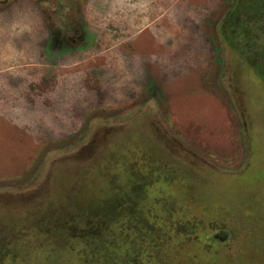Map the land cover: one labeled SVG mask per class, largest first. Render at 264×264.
Here are the masks:
<instances>
[{
	"label": "rangeland",
	"instance_id": "1",
	"mask_svg": "<svg viewBox=\"0 0 264 264\" xmlns=\"http://www.w3.org/2000/svg\"><path fill=\"white\" fill-rule=\"evenodd\" d=\"M236 4L0 0V264H264V17L230 34Z\"/></svg>",
	"mask_w": 264,
	"mask_h": 264
},
{
	"label": "trees",
	"instance_id": "2",
	"mask_svg": "<svg viewBox=\"0 0 264 264\" xmlns=\"http://www.w3.org/2000/svg\"><path fill=\"white\" fill-rule=\"evenodd\" d=\"M239 6L240 4L235 5L227 17L228 21L223 24V28L230 34H236L239 30L245 34L246 30L251 27L250 23L253 24L252 28L257 29V17H264V0H243V6ZM227 32L225 31V33ZM257 64L262 65L259 61Z\"/></svg>",
	"mask_w": 264,
	"mask_h": 264
}]
</instances>
